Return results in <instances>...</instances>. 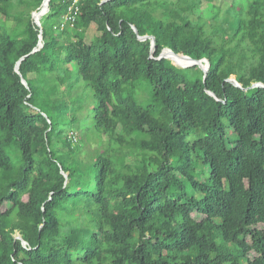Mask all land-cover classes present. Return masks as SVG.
<instances>
[{
  "label": "trees",
  "instance_id": "obj_1",
  "mask_svg": "<svg viewBox=\"0 0 264 264\" xmlns=\"http://www.w3.org/2000/svg\"><path fill=\"white\" fill-rule=\"evenodd\" d=\"M43 1L0 0V264H264V0Z\"/></svg>",
  "mask_w": 264,
  "mask_h": 264
},
{
  "label": "rangeland",
  "instance_id": "obj_2",
  "mask_svg": "<svg viewBox=\"0 0 264 264\" xmlns=\"http://www.w3.org/2000/svg\"><path fill=\"white\" fill-rule=\"evenodd\" d=\"M187 1H193V0H187ZM196 2H200L201 1V5H200V11L203 13H206V8L209 5H213L216 6V8L220 9V21L227 26L229 29H232V27H234L235 25V21H234V16L233 11L236 10L237 6L240 5L242 2V0H195ZM158 14V12H157ZM159 15V14H158ZM161 15V14H160ZM186 16L193 21L198 20V13L196 12H188L186 14ZM209 24V22H207ZM0 25L3 26L5 25V32H7L8 34H10L11 36H18L20 34V32L24 29V26L21 27H17V23L16 21L13 19V17L7 18L5 16H3L2 14H0ZM93 37V32H89L87 34V38L91 39ZM64 87H61L59 89V93L58 95L55 97L56 100H60L62 99V91H63ZM135 99H138L140 101L143 102V104H147L149 103L150 99H151V94L149 92H146L144 90V83L139 87V89L137 90L136 94L134 95ZM84 99V103H86L89 106L93 105V94L91 92V90H86L85 91V95L83 97ZM92 147H96L95 145H93ZM85 154H83L84 156ZM129 160H132V158H130ZM19 235L16 234V238ZM240 264H246L245 260H243Z\"/></svg>",
  "mask_w": 264,
  "mask_h": 264
},
{
  "label": "water",
  "instance_id": "obj_3",
  "mask_svg": "<svg viewBox=\"0 0 264 264\" xmlns=\"http://www.w3.org/2000/svg\"><path fill=\"white\" fill-rule=\"evenodd\" d=\"M45 1H46V0L43 1L42 5H41V8L44 6ZM50 1H51V0H47V6H48V8H47L46 12L44 13V15H46V14L48 13V11H49ZM105 1H107V0H105ZM41 8H40V9H41ZM36 13H37V11L32 13V19H33V22H34V23H35V24H36L41 30H40V35H39V43H38V46L33 50V52H32L31 54L37 52L38 50H40V49L43 47V30H42V25H41V22H40L39 20H36V19H35V14H36ZM133 29H134V31H135L136 33H138L136 27L133 26ZM139 39H140V40H143V41H144V40H149V39H150V40L152 41V42H151V43H152V44H151V47H152V49H151V53L154 54V52H155V50H156L155 37H153V36H144V37H139ZM166 50H169V51H171L174 55L181 56V57H183V58H185V59H187V60L190 61L189 64H187L186 66H184V67H182V68H188V67H192V66H198V67H200V68L203 70V72H204V74H205V78H206V75L208 74V70H209V67H210V63H209V61H208L207 59H203V60L197 61V60L192 59V58L189 57V56L182 55V54H176V53H174V52H173L171 49H169V48L164 49L163 52L161 53V55H160L159 58H161V59L164 58V59H168V60H170V58H169L168 56L165 55V51H166ZM25 58H26V57L21 58V59L19 60V62L16 64L15 71H16L18 74H20V71H19V69H20V64H21V62H22ZM229 81H230V82H233V83L235 84V86H237V87H241V86H240L235 80L229 79ZM22 83H23L26 87H28V84H27L26 80L22 79ZM255 87H264V85L261 84V83H255L251 88H255ZM209 94H210L211 96H213L215 99H217L216 96H215L213 93L209 92ZM65 177L67 178L68 175L65 174ZM17 239H21V237L18 236ZM24 244H25V243H24Z\"/></svg>",
  "mask_w": 264,
  "mask_h": 264
},
{
  "label": "built area",
  "instance_id": "obj_4",
  "mask_svg": "<svg viewBox=\"0 0 264 264\" xmlns=\"http://www.w3.org/2000/svg\"><path fill=\"white\" fill-rule=\"evenodd\" d=\"M79 3H80V0H71V4L68 8L66 22L62 23L60 27H58V30L60 31L64 30L66 27V23L74 24L77 21V17L79 14Z\"/></svg>",
  "mask_w": 264,
  "mask_h": 264
}]
</instances>
